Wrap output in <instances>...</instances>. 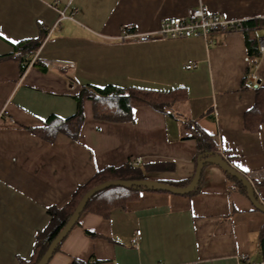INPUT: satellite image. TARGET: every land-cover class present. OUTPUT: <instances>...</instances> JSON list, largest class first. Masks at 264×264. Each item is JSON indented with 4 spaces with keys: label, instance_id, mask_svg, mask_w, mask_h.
<instances>
[{
    "label": "crops",
    "instance_id": "crops-1",
    "mask_svg": "<svg viewBox=\"0 0 264 264\" xmlns=\"http://www.w3.org/2000/svg\"><path fill=\"white\" fill-rule=\"evenodd\" d=\"M201 2L228 18L264 19V0H0V264L31 259L36 234L50 222L48 208L66 205L107 166L142 157L147 179L192 177L198 149L188 135L196 126L218 135L219 151L264 204V122L245 127L264 84V54L252 64L246 38L259 42L264 27L215 31L209 42L118 38L125 25L153 31ZM62 11H76L74 19H61ZM38 38L22 72L15 46ZM189 61L196 67L184 68ZM110 84L184 87L187 96L167 112L135 106L127 121L96 119L85 100L77 138L61 132L48 140L37 131L50 117L75 115L83 86ZM227 173L209 162L192 194L144 190L108 217L82 212L46 264H264V211Z\"/></svg>",
    "mask_w": 264,
    "mask_h": 264
},
{
    "label": "trees",
    "instance_id": "trees-1",
    "mask_svg": "<svg viewBox=\"0 0 264 264\" xmlns=\"http://www.w3.org/2000/svg\"><path fill=\"white\" fill-rule=\"evenodd\" d=\"M262 27H264V19H250L242 23V30H244L246 34L249 30H258ZM42 40V38H38L21 41L16 44L15 47L20 52L19 58L21 61L22 72L29 64V59L25 58L26 53L32 52L39 48ZM246 42L248 47V56L251 60V63L256 64L261 56L259 50V42L256 38L253 40H249V38H246ZM256 93V103L245 116V127L252 131L258 130L264 122L263 83L257 86ZM186 96L187 92L184 87L164 91L137 86L124 88L111 84L103 87L85 85L81 88L79 94L76 97L78 101V110L75 115L67 119H60L54 116L50 117L42 127L38 128L37 131L48 140H52L58 133L61 132L67 133L73 138H77L79 135L81 124L84 120L83 102L85 100L92 101L94 117L96 119L109 121H127L132 119V112L135 106L150 105L158 111L167 112V108L168 106H170V104L177 100L183 99ZM188 136L194 138L197 142L198 155L196 158V165L198 164V161L200 159L206 157L215 159L222 158L226 159L227 161L229 160L228 156L225 157L219 152L217 134L209 133L204 129L196 126L192 128L191 134H189ZM154 167L163 168L165 167V165L156 164L154 165ZM195 174L184 181L164 183L178 188L187 187L192 184ZM227 175L231 178H234L241 189H243V191H248V188L241 180L229 173H227ZM140 179H147L145 177V171L142 169V167L133 165L132 162H128L119 167L107 166L97 171L90 180H88L84 184L79 185L76 188L66 205L62 207L53 206L48 208L50 222L45 229L38 231V233L36 234V241L32 257L31 259L24 261L23 264H38V262L45 256L52 241L72 218L78 204L90 189L95 188L110 180L134 181ZM144 190L168 192L163 189L154 187H129L122 185H113L91 195L85 203L82 212L90 211L103 217H108L112 210L119 207H125L128 202L137 199L140 193ZM195 190H192L189 193L192 194L195 192ZM81 214L77 216L75 224L78 223ZM261 235V239L262 241H264V227L262 228ZM73 264L83 263L76 260L73 262Z\"/></svg>",
    "mask_w": 264,
    "mask_h": 264
},
{
    "label": "built area",
    "instance_id": "built-area-1",
    "mask_svg": "<svg viewBox=\"0 0 264 264\" xmlns=\"http://www.w3.org/2000/svg\"><path fill=\"white\" fill-rule=\"evenodd\" d=\"M75 12L76 11H74V13ZM74 13L67 15L64 11H62L61 19H74ZM244 21L245 19L228 18L221 13L211 11L203 2H201L198 6H190L183 15L162 19L159 28L153 31L138 32L134 30L133 25H125L122 28L121 34L118 36V38L149 41L160 37L177 39L200 36L209 42L210 36L213 32H227L231 30L242 29V23ZM259 50L261 54H264V35L259 38ZM37 56L38 55H35V57L31 59L30 63H33L35 59H37ZM44 62L48 65L53 64V62L49 60H45ZM194 67H196V63L194 61H189L184 65V68L186 69H192ZM253 77L255 79V76ZM219 152L224 155L222 149H220ZM142 160V157H136L132 160V164L138 166ZM140 235L141 230H137L132 242L137 243ZM248 259V255L246 254L239 256L240 261L247 262ZM90 264L97 263L96 261H92Z\"/></svg>",
    "mask_w": 264,
    "mask_h": 264
},
{
    "label": "water",
    "instance_id": "water-1",
    "mask_svg": "<svg viewBox=\"0 0 264 264\" xmlns=\"http://www.w3.org/2000/svg\"><path fill=\"white\" fill-rule=\"evenodd\" d=\"M209 162H214V163L222 166L224 168V170H226L229 174H231V175L235 176L236 178H238L239 180H241L245 184V186L250 190L251 198H252V201L254 202V204L259 209L264 211V204H262L261 202L258 201V199L255 195L254 187H253L250 179L244 173L237 170L226 159H222V158L215 159V158H211V157H206V158H202L198 161L197 170H196V174L194 176L193 182L191 185H189L187 187L178 188V187L166 184V183H164L162 181H158V180L140 179V180H134V181L110 180V181H107V182H105V183H103V184H101L95 188L90 189L84 195V197L82 198V200L78 204L77 209L74 212L72 218L69 220L67 225L61 230V232L52 241L49 249L47 250V252L45 254V256L38 262V264H46L48 262V260L52 257V255L54 254V252L58 248L60 242L63 240V238L69 233V231L74 226L77 216L79 214H81L85 203L87 202V200L90 198L91 195L103 190L104 188H107V187L113 186V185H122V186H129V187L146 186V187H154V188L163 189V190L171 192V193L186 194V193H189L196 188V186L198 185V183L200 181L204 165L206 163H209Z\"/></svg>",
    "mask_w": 264,
    "mask_h": 264
}]
</instances>
